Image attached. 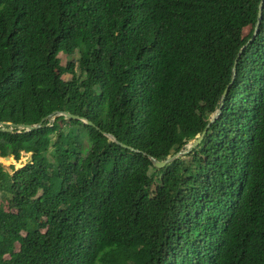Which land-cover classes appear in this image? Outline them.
Instances as JSON below:
<instances>
[{
    "label": "trees",
    "instance_id": "16d2710c",
    "mask_svg": "<svg viewBox=\"0 0 264 264\" xmlns=\"http://www.w3.org/2000/svg\"><path fill=\"white\" fill-rule=\"evenodd\" d=\"M260 1L0 0V264H264Z\"/></svg>",
    "mask_w": 264,
    "mask_h": 264
},
{
    "label": "water",
    "instance_id": "95a60500",
    "mask_svg": "<svg viewBox=\"0 0 264 264\" xmlns=\"http://www.w3.org/2000/svg\"><path fill=\"white\" fill-rule=\"evenodd\" d=\"M262 3L263 0L260 1L259 5H258V13H257V21L255 24V31L257 30L260 18H261V10H262ZM227 88H225V90L223 91L221 98H220V106L216 109V111L210 116L208 123L206 124V127L203 129V131L196 137V139L189 141L186 144V148L185 149H180L179 151H177L176 153H174L173 155L167 156L165 159L162 160H157L156 158L149 156V158L152 160L153 164L158 167H164L166 164H168L171 160H173L174 158L180 156V155H184L188 152H190L193 148H195L202 140L204 134H205V130L206 128L211 124V122H213L216 117L219 115L220 113V108L223 104L224 98H225V94H226ZM54 112L45 116L43 119L47 118V117H54ZM57 114H62L65 115L66 117H74L76 118L77 116L72 115L66 111H60ZM84 121H86L87 123H91L87 120L84 119ZM41 125L40 122L36 123V124H24V123H11V122H4V121H0V129L3 131H8L11 132L13 130V128H17L18 130H23V131H30L33 129L38 128ZM106 135L113 141H116L115 137L112 134L106 133ZM5 160H9L11 159L10 156L6 155L3 157Z\"/></svg>",
    "mask_w": 264,
    "mask_h": 264
},
{
    "label": "rangeland",
    "instance_id": "374dc122",
    "mask_svg": "<svg viewBox=\"0 0 264 264\" xmlns=\"http://www.w3.org/2000/svg\"><path fill=\"white\" fill-rule=\"evenodd\" d=\"M58 57L60 59L61 65L64 66L66 64V62H68V61H73V62L76 61L78 54L74 53L73 55L66 56L65 54L60 52L58 54ZM74 69H77L76 66ZM69 77H70V74H64L63 75L64 79H68ZM84 142H85V140L83 141V143ZM29 160H30V153L22 152L21 157L18 160L13 159L12 157L9 160H5L2 156H0V165H2L5 170L12 172L13 170H15L17 168L24 166L27 162H29ZM0 202H2L1 199H0ZM3 205H4V208H7V206H8V204L6 202H3ZM17 248H18V245H16V249Z\"/></svg>",
    "mask_w": 264,
    "mask_h": 264
}]
</instances>
